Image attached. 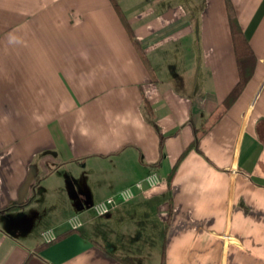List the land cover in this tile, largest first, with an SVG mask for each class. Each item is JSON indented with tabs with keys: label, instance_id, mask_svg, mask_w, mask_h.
Returning a JSON list of instances; mask_svg holds the SVG:
<instances>
[{
	"label": "crops",
	"instance_id": "0c3cea01",
	"mask_svg": "<svg viewBox=\"0 0 264 264\" xmlns=\"http://www.w3.org/2000/svg\"><path fill=\"white\" fill-rule=\"evenodd\" d=\"M230 1L227 106L226 0H0V264H264V0Z\"/></svg>",
	"mask_w": 264,
	"mask_h": 264
},
{
	"label": "trees",
	"instance_id": "16d2710c",
	"mask_svg": "<svg viewBox=\"0 0 264 264\" xmlns=\"http://www.w3.org/2000/svg\"><path fill=\"white\" fill-rule=\"evenodd\" d=\"M112 1H113L114 5L116 6L117 10L121 14L122 12H121V9L118 5L117 0H112ZM226 3H227L228 15H229L230 29H231L232 39H233L234 52H235V56H236V60H237V64H238L239 75H240L237 84L234 86V88L230 91V93L228 94V96L225 99V104L227 106H229L230 104H232L236 100V98L240 95V93L242 92V90L244 89V87L246 86L248 81L252 78L254 71H255V68H256V65H257V56H256L255 51H254L253 47L251 46L248 38L246 37V35L244 33V30L240 24V21L238 19V16H237L235 10H234L233 5L231 4V1L226 0ZM121 15L123 16V14H121ZM129 30H130L131 36L134 37L133 32L131 31V28H129ZM134 42L139 47V44L135 39H134ZM144 58H145L146 62L149 63V61L145 57V55H144ZM197 140L198 139L196 138L185 149L182 156L191 147L195 146V144L197 143ZM173 171H174V169H173ZM172 172H171V174H172ZM40 177L41 176H36L33 179L32 183L30 184L31 190L34 189V186ZM16 206H20V205L14 204V205H11L9 208H14ZM73 231H76V229L70 228L65 233L57 235L55 239H59L62 236H64L65 234H67L69 232H73ZM46 244L47 243H44V245H46ZM122 261H124L126 264H134V262L132 261V259L130 257H126V258L122 259ZM161 264H164V262L162 261Z\"/></svg>",
	"mask_w": 264,
	"mask_h": 264
},
{
	"label": "built area",
	"instance_id": "2783aa9c",
	"mask_svg": "<svg viewBox=\"0 0 264 264\" xmlns=\"http://www.w3.org/2000/svg\"><path fill=\"white\" fill-rule=\"evenodd\" d=\"M161 181L162 177L157 172H151L136 182L121 188L117 192L97 200L92 205V211L97 216H105L113 211L120 203L135 199L138 193L144 191L146 187H154ZM68 223L71 228L77 229L83 225V220L80 214H75L68 218ZM43 236L47 241H52L56 238L57 234L53 229H47L43 231Z\"/></svg>",
	"mask_w": 264,
	"mask_h": 264
},
{
	"label": "rangeland",
	"instance_id": "374dc122",
	"mask_svg": "<svg viewBox=\"0 0 264 264\" xmlns=\"http://www.w3.org/2000/svg\"><path fill=\"white\" fill-rule=\"evenodd\" d=\"M70 165H71V164H70ZM70 165L68 164L67 166H70ZM62 180H63V182H65V183H67V182L69 183V182L71 181V180H69V179H65V177H63ZM62 180H61V182H62ZM68 180H69V181H68ZM58 182H59V181H58ZM91 212H92V210H91ZM93 214H94V213H93ZM94 218H97V217H94ZM99 218H101V217H99ZM99 218H98V219H99Z\"/></svg>",
	"mask_w": 264,
	"mask_h": 264
}]
</instances>
